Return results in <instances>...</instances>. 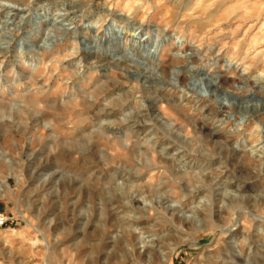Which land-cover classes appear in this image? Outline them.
Wrapping results in <instances>:
<instances>
[{"label": "rangeland", "instance_id": "obj_1", "mask_svg": "<svg viewBox=\"0 0 264 264\" xmlns=\"http://www.w3.org/2000/svg\"><path fill=\"white\" fill-rule=\"evenodd\" d=\"M1 42L0 264H264V0H0Z\"/></svg>", "mask_w": 264, "mask_h": 264}, {"label": "bare ground", "instance_id": "obj_2", "mask_svg": "<svg viewBox=\"0 0 264 264\" xmlns=\"http://www.w3.org/2000/svg\"><path fill=\"white\" fill-rule=\"evenodd\" d=\"M115 23V22H114ZM4 39V38H3ZM51 39V38H50ZM5 40V39H4ZM114 40H117L118 41V43H117V47H114V48H112L113 50H115V51H117V50H119L120 49V44L122 43V42H120L119 41V39H114ZM166 41H167V43H170V42H168L169 40H168V37H166V36H160L159 34H157L156 36H154L152 39H151V41H150V43H149V45H148V47H146L145 49L143 48V49H141L140 48V45H138V44H135V41H134V43L133 44H131V46H130V48H128L127 50H123L122 52L123 53H120V54H122V55H124V53L125 52H127L126 54H128V55H131V56H133V57H135V56H138V57H142L144 60H146V61H150V63H151V59H152V57L154 56V54L156 53V52H158L159 51V48H160V45L159 44H161V46H162V44L164 43V45H166ZM2 42H4V41H2ZM0 43V52H1V48H2V44L3 43ZM51 42H53V40L51 39V40H47V41H45L44 42V44L43 45H38V44H35V45H32V48H31V50L33 51V52H35V53H37L38 51H43V50H46V49H48L49 48V45H50V43ZM93 43H94V47L93 48H95V49H99L100 47H102V45H103V43H102V41L101 42H98V38L97 37H95L94 39H93ZM172 43V42H171ZM108 45H109V42L107 43ZM5 45V44H4ZM23 46V45H22ZM117 48V49H116ZM4 50V49H3ZM2 50V51H3ZM115 55H113V57H114ZM174 57H178L179 56V54L178 53H175L174 55H173ZM124 59V58H123ZM190 59V56H187V55H184V60H186V61H188ZM145 68H147L148 69V66L146 67V66H144ZM192 69H193V67L192 66H189L187 69H185V72H195V69L192 71ZM151 70V69H150ZM152 71V74L155 76V78H158V75L157 74H155V72H154V70H151ZM146 72V71H145ZM175 72V71H174ZM196 72H200L202 75H203V77H201L200 79H198L197 81H201V82H203L205 85H207V86H209V87H211L212 89H213V91L214 92H221V94H223L224 96H227L228 94H233L234 95V97L235 98H238L239 100V104H249L250 102H251V98H249L248 99V96H246V97H241L238 93H236L235 92V90H238L239 88H233L232 87V90H229L228 89V87H225L224 86V82H223V80L219 77V78H217V77H212V76H209L205 71H204V68H198L197 69V71ZM177 73V72H176ZM179 74V73H178ZM174 75H175V73H174ZM178 83V82H177ZM176 83V84H177ZM178 85V84H177ZM186 86H188V85H186ZM186 86H183V87H186ZM179 87H181V85L179 86ZM185 89V88H184ZM187 89V88H186ZM254 94V93H253ZM223 101H224V103H225V105L226 106H231V102H227V99L226 98H224L223 97ZM241 110L240 111H245L246 110V108L245 109H243V108H240ZM263 110H264V107H263ZM12 114H14V109L12 108V107H9L8 109H1L0 110V118H4V117H11L12 116ZM19 115V114H18ZM244 117V116H243ZM3 122H0V127H2L3 126V124H2ZM4 129V128H3ZM179 144V143H178ZM238 146L239 147H242L243 149H245L246 147H247V145L245 144V142L244 141H242V140H240L239 142H238ZM77 149V148H76ZM75 150V149H74ZM250 153H251V155H252V153H253V150L252 149H250ZM60 155H62L61 154V152H60ZM63 155H64V153H63ZM257 156H259L258 154H257ZM165 162H166V160H164ZM133 162V161H132ZM154 177H156V174H152L151 175V177H150V179H153ZM131 187V186H130ZM164 189V188H163ZM128 190L129 189H125L124 191H126V192H124V193H127L128 192ZM160 191V189H159V187H157L156 189H155V191H151V196H154L155 194H157L158 192ZM155 192V193H154ZM224 196V195H223ZM109 199V198H108ZM110 200V199H109ZM196 215V214H195Z\"/></svg>", "mask_w": 264, "mask_h": 264}, {"label": "built area", "instance_id": "obj_3", "mask_svg": "<svg viewBox=\"0 0 264 264\" xmlns=\"http://www.w3.org/2000/svg\"><path fill=\"white\" fill-rule=\"evenodd\" d=\"M2 222V220L0 219V223ZM2 224V223H1Z\"/></svg>", "mask_w": 264, "mask_h": 264}]
</instances>
